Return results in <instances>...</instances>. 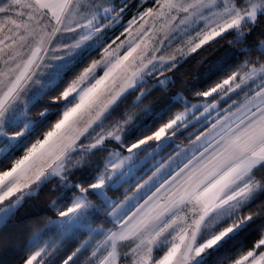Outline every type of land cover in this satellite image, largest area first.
<instances>
[{
  "label": "snow or ice",
  "instance_id": "snow-or-ice-1",
  "mask_svg": "<svg viewBox=\"0 0 264 264\" xmlns=\"http://www.w3.org/2000/svg\"><path fill=\"white\" fill-rule=\"evenodd\" d=\"M0 264H264V0H0Z\"/></svg>",
  "mask_w": 264,
  "mask_h": 264
},
{
  "label": "trees",
  "instance_id": "trees-1",
  "mask_svg": "<svg viewBox=\"0 0 264 264\" xmlns=\"http://www.w3.org/2000/svg\"><path fill=\"white\" fill-rule=\"evenodd\" d=\"M220 49H213L211 52H205L202 55L196 56L194 59H190L189 62L180 70V74H187L186 79L194 82L195 78L204 69L203 61L211 59ZM28 209L22 211V215H27Z\"/></svg>",
  "mask_w": 264,
  "mask_h": 264
}]
</instances>
